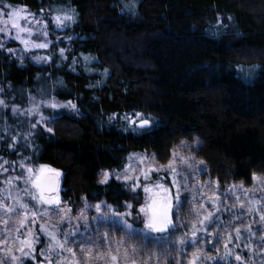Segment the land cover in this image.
<instances>
[{
	"label": "trees",
	"instance_id": "1",
	"mask_svg": "<svg viewBox=\"0 0 264 264\" xmlns=\"http://www.w3.org/2000/svg\"><path fill=\"white\" fill-rule=\"evenodd\" d=\"M5 5L73 21L45 63L20 59L8 43L0 49V169L48 166L61 174L71 213L104 203L136 222V193L98 177L121 170L130 155L165 163L179 143L196 141L220 187L264 175V0H0ZM69 101L78 111L45 106ZM137 112L149 128L122 119ZM41 116L51 122L38 124Z\"/></svg>",
	"mask_w": 264,
	"mask_h": 264
},
{
	"label": "rangeland",
	"instance_id": "2",
	"mask_svg": "<svg viewBox=\"0 0 264 264\" xmlns=\"http://www.w3.org/2000/svg\"><path fill=\"white\" fill-rule=\"evenodd\" d=\"M16 9H23L15 7ZM14 8L4 7L0 8V13L10 12ZM28 15L31 13H22ZM52 15L49 19H44V16L35 15V19H32L31 15H28V19L32 20V28L34 31L43 30L44 25H48L52 28V31L47 28V32H51V36H47V41H49V46H51L56 40L65 42L66 32L65 28H57ZM7 20V15L0 16V21ZM48 20V21H47ZM24 24L26 21H20ZM48 23V24H47ZM67 23V21H66ZM0 27H7L11 32V36L15 35V30L11 29V25H5L0 23ZM26 35V34H25ZM31 39L36 42H42L45 38L41 34L39 36H33ZM0 43H8L9 49H13L14 53L20 59L28 58L30 61L41 64L49 60L47 52L48 48H32L30 51H24V45L18 40L6 36L5 33L0 32ZM62 47L56 48V51H60ZM35 57H41L39 61ZM47 57V59H44ZM35 112V111H34ZM38 121L40 119L38 118ZM198 143L196 141L191 142H181L172 151L169 159L165 163L158 162L155 157L151 154H135L130 155L126 161V164L121 170L113 171H101L98 174L99 181L103 177L104 172L110 173L109 179H113L119 183L124 184L128 187L129 191L136 193L138 198L137 213L138 222L132 219L131 215L127 216L126 219L128 223L133 225V230H125L120 225V219L116 214L129 213L127 210L121 213L115 212L112 208L104 203H94V204H83L75 213H67L64 218V222L60 224L61 232L59 233L60 238L63 239V231H76L77 235L69 236V247L74 248L79 254L80 242H91L93 246H99V251L105 252L109 247L115 252L118 247L119 241H123V245L120 246L121 257L123 256L124 249H129L131 254V249L133 247L137 248L135 256L136 264H164L165 259L167 264H176L179 260L181 264H188V260L191 258V254L194 251L192 247H186L183 252L177 250L178 246L175 244L176 239L183 233L189 232L191 227V222L196 218L195 211L199 210L200 205L204 204L208 211H214L213 205L207 203L209 199L215 200L218 196L220 200L224 201L220 205L217 216L220 220V225L218 231L220 233L219 243L215 246L212 244H203L201 247L204 248V252L207 256L215 257V259H209L204 262V264H264V241L261 237H264V222H261L260 215L264 214V183L255 182L252 179V183L248 186L242 183H230L226 186L220 187L215 181L208 177L207 167L196 155V150ZM176 155L175 167L180 173L176 179L180 182V195L183 200V204L180 208L173 206L170 215L172 217L173 223L177 225L176 229L170 230L171 232V245H164L163 247L158 246L155 243H151L154 238L160 236H168L169 233H146L144 229L145 217L140 213V208L145 205L146 202L151 203L154 193H160L163 195L162 190L156 189L154 186L159 183L163 184L166 188L170 189L171 195L175 197L176 188L172 187L173 179L172 172L166 170L169 161L173 160V154ZM143 158V159H141ZM181 159L187 161V163H182ZM127 175L131 179L125 180V168L129 166ZM191 165V168L188 167ZM41 166L36 167H21L20 165H15L12 168L0 169V197H7L11 195L14 198H20L22 202L28 204L30 207H35L37 211L45 212V209H51L45 212L43 216L36 217V223H31V217L29 215V220L26 222L25 227L20 230L19 239L16 228L19 224L15 221L17 216L12 215L13 223H10L9 228L11 229L8 234L7 242L5 243V231L4 225L0 223V260L4 261V264H14L11 259V255H15L18 258L23 259L24 262H29L30 264H48L44 256L41 254V250L45 249L48 244V237L45 233L40 231V225L47 221L49 228L58 222L59 216L58 212L61 209H69V207L61 200L59 191L61 190L60 180L61 174L57 177L58 188L55 193L44 194L46 197L53 196L58 198L59 205H42L38 201H33L29 192H35L30 184H26L23 179L19 177H28V168L34 170H39ZM49 169H52L46 166ZM199 168V171H194V169ZM150 169H156L155 171H149ZM57 171V170H56ZM58 172V171H57ZM60 173V172H59ZM145 173H148V179H145ZM120 177L119 179L117 177ZM258 177H264V175H257ZM185 177H188L185 179ZM12 179V183L8 184L7 181ZM138 178V179H137ZM186 185V187H185ZM147 186L151 189L150 192L145 193L144 187ZM135 187V191H133ZM28 189L29 191H24ZM39 196V193L36 192ZM236 197H239V202ZM249 201H255L256 203L250 204ZM8 204L16 203L15 199H10L7 201ZM239 203L245 205L244 208L238 206ZM100 204V213L97 212L96 205ZM173 205L175 201L173 200ZM234 206V207H232ZM252 208L253 211L249 212L248 209ZM83 213L84 217L87 218V227H85V220L81 219L77 221ZM23 210H20V215L23 216ZM105 215L108 217L107 221H94L92 218L99 215ZM206 213H201L202 216ZM179 217V219H177ZM239 217V219H236ZM78 224V228H77ZM182 224L187 225L186 227L181 226ZM99 226V233L96 232ZM250 226L252 233L245 231L246 227ZM241 228V238L239 241L235 240L234 228ZM212 228H217L216 224L212 225ZM31 230L35 233L37 238L34 244V251L31 252L30 256L22 257L21 252L18 250L20 245V239L29 238L27 233ZM210 231L212 229H209ZM132 232V238H129L128 232ZM109 232V240L111 244L105 243L103 239V234ZM228 232L232 233L233 241L228 244V249L231 250V255H225L224 243L227 241ZM147 235V239L143 237ZM190 236V233H189ZM207 239H214L213 237H207ZM8 249H12L9 253ZM219 249V251H217ZM156 254H159L160 260L157 261ZM65 255H68L65 253ZM241 257L240 260L236 259V256ZM83 260V256H80ZM95 264H104V261H97ZM120 264H124L123 259H121ZM129 264L131 262L129 261Z\"/></svg>",
	"mask_w": 264,
	"mask_h": 264
},
{
	"label": "snow or ice",
	"instance_id": "3",
	"mask_svg": "<svg viewBox=\"0 0 264 264\" xmlns=\"http://www.w3.org/2000/svg\"><path fill=\"white\" fill-rule=\"evenodd\" d=\"M4 7H8L5 5ZM127 8L128 5H125ZM26 9H12L10 12L0 13V16L7 15V20H2L0 23H3L5 25L10 24L11 29L15 30V35L11 36V32L7 29V27H0V32L5 33L6 36H9L10 38L18 40L21 44L24 45V51H30L32 48H47L49 46V41H47V25H44L43 30L34 31L32 28V20L28 19V15L32 16V19H35V14H28L24 15L22 13H25ZM26 21V23L22 24L20 21ZM53 20L55 21L57 28H64L67 26L66 21H73V16L68 15L67 13L63 15H56L53 17ZM26 34V35H25ZM44 36V40L42 42H36L35 40L31 39L33 36ZM71 39V37H69ZM4 48V44L0 43V49ZM9 53L15 54L13 49H7ZM61 56L64 55V49H60ZM37 61L42 59L41 57H35ZM44 59H47L45 57ZM88 57H85V60H87ZM5 102L3 100H0V105H4ZM45 106H50L53 109H56L58 107H67L70 106L73 111H78L75 104H72L70 101L68 102V105H58L56 103H50L46 104ZM17 109L14 107L13 112H15ZM112 119V117H110ZM122 119L126 120L130 125L135 124L138 128H145L149 125V120L145 119L141 113L137 112L135 113V117L125 115L122 117ZM137 121L139 123L137 124ZM42 122H51L50 117H44L41 116L40 121H37V123ZM33 128L36 127V124L32 125ZM48 132H52L53 129L51 127H48L46 129ZM143 159V158H141ZM175 161H176V155L173 154V160L169 161V164L167 165L166 170H169L172 172L173 176V184L172 187L176 188V194L175 197L171 195L170 189L166 188L163 184L157 183L154 187L156 189H160L163 192V195L161 196L160 193H154V196L151 200V203L146 202L144 206L140 208V213H142L145 217L144 220V229L146 230V233H169L168 236H160L154 238L151 243H155L158 246L163 247L164 245H171L173 242L171 240V232L170 230H175L177 225L173 223L172 217L170 215V212L175 206L176 208H180L183 204V200L180 195V188L181 184L176 179L177 176L180 175L177 168L175 167ZM182 163H187V161L181 159ZM203 164V161L200 162ZM2 167V165H0ZM21 167H24L23 164H21ZM129 166H126L125 168V174L124 179L128 180L131 179L127 175V171ZM189 168H191V165H188ZM156 169H150L149 171H155ZM200 169H194V171H199ZM6 171V169H5ZM27 172L29 173L28 177L25 179L24 177H19V179H23L26 184H30L32 189L35 190V192H29L31 199L33 201H38L42 205H59V200L56 197L48 196L46 197L44 195L45 191L48 192H55L56 188V178L60 175L59 172H57L55 169H49L46 166H41L39 170H34L32 168H28ZM145 179H148V173H145ZM110 173L104 172L102 179L99 181L100 183H107L109 179ZM120 178L119 176L117 177ZM188 177H185L187 179ZM138 179V178H137ZM253 181L264 183V177H258L255 173L253 174ZM8 184L12 183V179L10 178L7 181ZM186 187V185H185ZM24 191H29L28 189H24ZM133 191H135V187H133ZM145 193H148L151 191V189L147 186L144 187ZM36 192L39 193V196L36 195ZM10 199H15L16 203L14 204H8L7 201ZM237 201L239 202V197H236ZM173 200L175 201V205H173ZM207 203H211L213 205L214 211H208L204 204L200 205L199 210L194 209L196 218L191 222V227L189 229V232H185L181 234L175 241V244L178 246L177 250L180 252H183V250L186 247H192L194 251L191 254V258L188 260V264H204L206 260L209 259H215V257L207 256L204 252V248L201 247V243L203 244H212L215 246L217 243H219L220 239V233L218 231L220 220L217 216V212L219 211L220 205L224 203V201L220 200V198L217 196L215 200L209 199ZM250 204L256 203L255 201H249ZM239 207L244 208L245 205L243 203L238 204ZM129 208L132 207V205H128ZM234 207V206H232ZM97 212L100 213L101 205H96ZM20 210H23V216L20 215ZM51 209H45V212L50 211ZM249 212L253 211V209L250 207L248 209ZM45 212H40L35 209V207H30L28 204L22 202L20 198H14L11 195L7 197H0V223L4 225V231H5V243L7 242L8 234L10 233L11 229L9 228L10 223H13L12 221V215L15 214L17 216L16 223L19 224V227L16 228V232L18 234L17 238L19 239L20 230L25 227L26 222L29 220V215L31 217V223H36V217L43 216ZM71 212V209H61L58 212L59 220L57 223L53 224L51 228L48 227L47 221L40 225V231L45 233L48 237V244L45 249L41 250V254L44 256L45 260L48 262V264H95L97 261H104V264H120L121 259H123L124 264H129V261L131 264H136L135 259L132 257L135 256L136 252L138 251L137 248L133 247L131 249V254L129 252V249L125 248L123 252V256L121 257L120 252V246L123 245V241H119L118 247L115 249V252L109 247V249L105 252L99 251V246H93L91 242H80L79 247V254L77 253L74 248L69 247V236H75L77 235L76 231H63V239L60 238L59 233L62 231L60 228V224L64 222V218L67 215V213ZM206 213L201 218V213ZM118 215L120 219V225L125 230H133V225L128 223L126 217L131 215L130 213H122V214H116ZM84 219L85 220V227H87V218L84 217L83 213L79 217H77V221ZM94 221H107L108 217L101 214L97 217L92 218ZM179 219V217H177ZM236 219H239V217H236ZM261 222H264V214L260 215ZM216 224L217 228L213 229L212 225ZM181 226L186 227L187 225L182 224ZM78 228V224H77ZM209 229H212L211 231ZM245 231H248L249 233H252V229L250 226L246 227L244 229ZM233 231L235 232V240L239 241L241 238V228L237 227L234 228ZM96 232L99 233V226L96 229ZM190 233V236H189ZM29 238L20 239V245L21 247L18 249L22 257H28L30 256L31 252L34 251V244L37 240L35 233L29 230V232L26 234ZM129 238H132V232H128ZM207 237H213L214 239H207ZM103 239L105 243L111 244V241L109 240V232H105L103 234ZM143 239H147V235L143 237ZM261 240L264 241V237H261ZM233 236L231 232H228L227 234V241L224 243V248L226 250L225 255H231V250L228 249V244L232 243ZM2 250V249H0ZM9 253H11L12 249H8ZM219 251V249H217ZM67 253L68 255H65ZM80 256H83V260L80 259ZM11 259L14 262V264H23V259L18 258L15 255H11ZM157 261L160 260L159 254H156ZM237 260H240L241 257L239 255L236 256ZM0 264H4L3 260H0ZM164 264H167V260L165 259ZM176 264H181V261H177Z\"/></svg>",
	"mask_w": 264,
	"mask_h": 264
},
{
	"label": "water",
	"instance_id": "4",
	"mask_svg": "<svg viewBox=\"0 0 264 264\" xmlns=\"http://www.w3.org/2000/svg\"><path fill=\"white\" fill-rule=\"evenodd\" d=\"M138 123H139V121L137 122V124H138ZM134 127H135L136 129H138V130H143V129H147V128H149V127H150V123H149V125H148L147 127L143 128V129L138 128L137 125H135V124H134ZM55 188H56V190H55V192H56V191H57V188H58V179H57V178H56V185H55ZM55 192H48V191H45L44 194L48 195V194H52V193H55Z\"/></svg>",
	"mask_w": 264,
	"mask_h": 264
}]
</instances>
